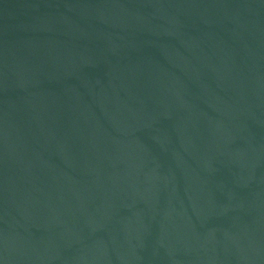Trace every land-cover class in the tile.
Returning a JSON list of instances; mask_svg holds the SVG:
<instances>
[{
  "label": "water",
  "instance_id": "1",
  "mask_svg": "<svg viewBox=\"0 0 264 264\" xmlns=\"http://www.w3.org/2000/svg\"><path fill=\"white\" fill-rule=\"evenodd\" d=\"M0 264H264V0H0Z\"/></svg>",
  "mask_w": 264,
  "mask_h": 264
}]
</instances>
